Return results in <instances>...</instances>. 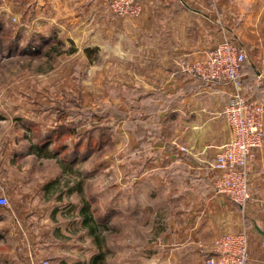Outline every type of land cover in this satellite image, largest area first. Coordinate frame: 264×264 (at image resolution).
Wrapping results in <instances>:
<instances>
[{"label":"rangeland","instance_id":"rangeland-1","mask_svg":"<svg viewBox=\"0 0 264 264\" xmlns=\"http://www.w3.org/2000/svg\"><path fill=\"white\" fill-rule=\"evenodd\" d=\"M113 1L0 0V133L17 121L46 123L57 130L56 139L50 137L56 151L66 150L68 158L88 157L60 175L56 192L50 195L54 202L62 203L56 220L62 219L58 225L66 234L58 232L59 242L21 241L16 222L0 210V222L9 226L8 230L0 226V264H42L56 253L53 259L58 264L148 263L143 254L145 242L149 234L159 236L163 195L156 177L146 180L152 186L145 183L135 187L136 191L128 190V169L132 173L140 169L137 157H143L140 153L148 147L151 151L146 157H161L160 139L175 134L176 119L170 109L179 98L168 91L150 93L141 82H127V60L135 54L129 51L135 42L128 32L129 23L143 12L120 16L111 8ZM139 40L142 43L143 36ZM118 74L122 81L117 80ZM202 84L197 79L196 86ZM196 86H185L183 91ZM119 125L127 129L122 128L123 142L132 133L137 147L122 144V140L117 144ZM85 132L89 144L78 153L77 143ZM56 160L63 165L59 157ZM96 162L103 165L97 173ZM117 183L122 187L119 216L126 223L121 227H113L114 215L106 212L116 198ZM85 200L91 205L90 212L83 208ZM54 209L52 206L49 212ZM91 211L95 221L83 222V215ZM104 214L102 224L99 218ZM250 230L251 243L262 242L251 225ZM156 248L159 250L158 243ZM35 252L41 257L26 261Z\"/></svg>","mask_w":264,"mask_h":264},{"label":"crops","instance_id":"crops-1","mask_svg":"<svg viewBox=\"0 0 264 264\" xmlns=\"http://www.w3.org/2000/svg\"><path fill=\"white\" fill-rule=\"evenodd\" d=\"M138 1L143 3V14L129 23L128 32L135 39L129 51L135 54L127 60V82H141L150 93L168 91L179 98L170 109L176 119L175 134H164L160 139L161 157H146L151 151L148 147L140 153L143 157H137L139 165L142 164L140 169L134 173L128 169V190L136 191L135 187L145 183L152 186L146 180L156 177L163 195L164 217L159 236L149 234L145 242L143 254L147 264H205L207 257L212 255L211 245L217 237L226 231L241 230L249 236L250 225L262 240L251 243L249 238L251 262L264 264L261 245L264 240L253 224L256 222L264 228V145L255 150L251 159L252 197L249 202L240 207L217 194L214 190L217 174L210 164L230 139V130L222 119L230 85L226 81H204L182 72L176 65L182 59L204 56L222 41L238 43L247 54L242 67L244 92L264 101V0ZM142 36L141 43L137 40ZM117 78L123 80L120 74ZM197 79L203 82L202 86H196ZM193 84L195 89L183 91L185 86ZM122 128L126 129L119 125L117 144L120 145L122 140V144L127 142L133 148L137 147L132 133L123 142ZM52 136L56 139L55 128L46 123L24 124L20 121L11 123L0 133V196L6 195L10 202L9 207L0 206V210L16 222L15 231L23 242H59L58 232L66 234L62 225H58L62 219L56 220L62 203L54 202L50 195L56 192L55 183L60 175L68 174L73 164L88 158L63 161L69 157L68 153L54 149ZM77 144L79 152L83 153L87 147L86 132ZM178 145L185 146L187 152L181 151ZM56 157L62 160V166ZM129 159L134 163L133 157ZM96 163L94 169L97 173L103 165ZM83 170L87 175V165ZM117 188L116 198L106 211H112L114 215L113 227L126 226L119 216L123 208L118 198L122 187L118 184ZM84 191L87 195V181L84 182ZM78 192L82 195L81 185ZM41 194L46 197H39ZM52 206L55 211L49 212ZM101 217L103 224L105 214ZM62 224L66 221L63 220ZM0 226H6L8 230L3 221ZM38 257L40 254L35 252L29 260L25 259L33 261Z\"/></svg>","mask_w":264,"mask_h":264},{"label":"built area","instance_id":"built-area-1","mask_svg":"<svg viewBox=\"0 0 264 264\" xmlns=\"http://www.w3.org/2000/svg\"><path fill=\"white\" fill-rule=\"evenodd\" d=\"M111 8L120 16H139L143 5L138 0H114ZM247 59L244 48L225 40L191 60L182 59L179 68L186 74L203 80L226 81L230 94L224 105L222 119L230 130V139L217 152L211 169L216 172L214 190L232 203L244 207L252 197L251 159L255 150L264 145V101L249 96L242 84V67ZM187 152V148L180 146ZM6 195L0 196V206L9 207ZM212 255L205 264H252L249 236L245 230L226 231L212 245ZM42 264H58L53 258Z\"/></svg>","mask_w":264,"mask_h":264},{"label":"trees","instance_id":"trees-1","mask_svg":"<svg viewBox=\"0 0 264 264\" xmlns=\"http://www.w3.org/2000/svg\"><path fill=\"white\" fill-rule=\"evenodd\" d=\"M198 77V76H197ZM198 78H200V77H198ZM200 79H202V78H200ZM203 80V79H202ZM204 81H207V80H204ZM208 82V81H207ZM57 130H55V132H56ZM85 135V134H84ZM84 135H83V137H84ZM87 144H89V143H87ZM77 149V148H76ZM76 149H74V151L77 153L78 151L76 150ZM78 153H80V152H78ZM77 154H75V156H76ZM74 158H76V157H71V158H68V157H65V158H63L62 160L63 161H68L69 159L71 160V159H74ZM90 203V202H89ZM91 205H85V208H87L88 210H89V212H90V209H89V207H90ZM84 208V207H83ZM93 213H92V211H91V213L90 214H86L85 215V221H87V220H93V221H95L94 219H93Z\"/></svg>","mask_w":264,"mask_h":264},{"label":"water","instance_id":"water-1","mask_svg":"<svg viewBox=\"0 0 264 264\" xmlns=\"http://www.w3.org/2000/svg\"><path fill=\"white\" fill-rule=\"evenodd\" d=\"M256 231L263 237L264 240V228L259 226L256 222H253Z\"/></svg>","mask_w":264,"mask_h":264}]
</instances>
